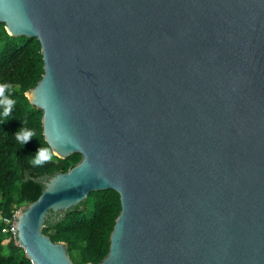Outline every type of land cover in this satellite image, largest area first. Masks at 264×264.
<instances>
[{"label": "water", "instance_id": "water-1", "mask_svg": "<svg viewBox=\"0 0 264 264\" xmlns=\"http://www.w3.org/2000/svg\"><path fill=\"white\" fill-rule=\"evenodd\" d=\"M0 24L38 41L25 95L81 156L15 215L32 264H74L46 219L104 190L96 264H264V0H0Z\"/></svg>", "mask_w": 264, "mask_h": 264}, {"label": "trees", "instance_id": "trees-1", "mask_svg": "<svg viewBox=\"0 0 264 264\" xmlns=\"http://www.w3.org/2000/svg\"><path fill=\"white\" fill-rule=\"evenodd\" d=\"M42 73L38 41L11 37L0 24V84L8 85L5 95L15 101L11 115L0 123V264H32L15 239L2 233V219L35 201L44 189L43 181L67 171L81 159L78 153L57 158L44 139L42 113L25 95ZM22 126L35 133L24 146L16 142L14 135ZM39 147L48 149L51 158L41 166H33L31 161ZM120 209L116 192H92L67 211L51 213L43 233L53 242H64L74 264H96L108 252L109 236Z\"/></svg>", "mask_w": 264, "mask_h": 264}, {"label": "clouds", "instance_id": "clouds-1", "mask_svg": "<svg viewBox=\"0 0 264 264\" xmlns=\"http://www.w3.org/2000/svg\"><path fill=\"white\" fill-rule=\"evenodd\" d=\"M8 89L7 84H0V123L5 122V118L9 117L12 113V109L15 105V101L9 96L5 95ZM15 140L20 145L24 146L32 138L35 133L23 126L15 132ZM48 149L39 147L31 161L33 166H41L50 159Z\"/></svg>", "mask_w": 264, "mask_h": 264}, {"label": "built area", "instance_id": "built-area-1", "mask_svg": "<svg viewBox=\"0 0 264 264\" xmlns=\"http://www.w3.org/2000/svg\"><path fill=\"white\" fill-rule=\"evenodd\" d=\"M18 210L12 212V216L10 218H3L2 222L4 223V227L2 229V233L11 235L16 241V230H15V215Z\"/></svg>", "mask_w": 264, "mask_h": 264}]
</instances>
